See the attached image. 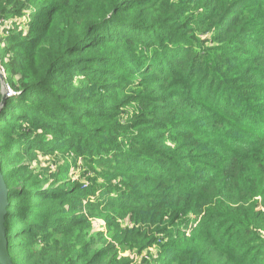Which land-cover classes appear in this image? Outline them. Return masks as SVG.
Segmentation results:
<instances>
[{
  "label": "trees",
  "instance_id": "16d2710c",
  "mask_svg": "<svg viewBox=\"0 0 264 264\" xmlns=\"http://www.w3.org/2000/svg\"><path fill=\"white\" fill-rule=\"evenodd\" d=\"M0 65L13 264H264V0H0Z\"/></svg>",
  "mask_w": 264,
  "mask_h": 264
},
{
  "label": "rangeland",
  "instance_id": "374dc122",
  "mask_svg": "<svg viewBox=\"0 0 264 264\" xmlns=\"http://www.w3.org/2000/svg\"><path fill=\"white\" fill-rule=\"evenodd\" d=\"M7 89H8V86H7ZM11 92L12 93H9V96H10V94L11 95L14 94L13 91H11ZM62 155L63 154L61 152H56L54 154L40 155V165H38V166H41L42 168H48L51 171V172L47 173L49 176L50 173H58V170H59L58 166L69 164L70 166H73V168H71V170H69V172H68L69 177H67L68 178L67 180H70L73 182L88 183V181L82 177L85 170H86L84 163H83V160L79 159L74 166L72 157L65 159ZM54 178L55 177H50V180L46 183L45 187H47L50 182H53L55 180ZM259 207H262V205L259 204ZM179 225L180 224L176 225L175 228H177V226H179ZM105 230H106L105 220L103 218H100V217L94 218V220H93V231H105ZM189 235L190 234H187L186 236L188 237ZM123 254L131 256L134 259L136 264H141V261L145 256V253H143L141 255H137L135 253L126 252Z\"/></svg>",
  "mask_w": 264,
  "mask_h": 264
},
{
  "label": "water",
  "instance_id": "95a60500",
  "mask_svg": "<svg viewBox=\"0 0 264 264\" xmlns=\"http://www.w3.org/2000/svg\"><path fill=\"white\" fill-rule=\"evenodd\" d=\"M0 78L2 81V91H3V99L0 105L5 103V99L9 96V93H12L10 88L7 89V84L5 82V74L3 69H1L0 65ZM11 95V94H10ZM8 187L4 176L1 173L0 168V262L1 264H13L12 258L8 251V240L6 237V227H5V215L7 212L8 206Z\"/></svg>",
  "mask_w": 264,
  "mask_h": 264
}]
</instances>
